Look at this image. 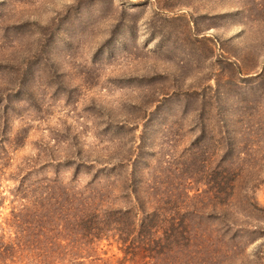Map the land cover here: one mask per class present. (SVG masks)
<instances>
[{
    "label": "rangeland",
    "instance_id": "obj_1",
    "mask_svg": "<svg viewBox=\"0 0 264 264\" xmlns=\"http://www.w3.org/2000/svg\"><path fill=\"white\" fill-rule=\"evenodd\" d=\"M229 141L221 208L243 227L184 232L197 261L264 264V0H0V264H36L35 254L39 264H159L145 254L161 255L164 220L150 248L131 251L81 221L34 218L17 231L6 218L14 186L69 181L74 160L82 187L137 153L140 179L163 190L151 195L167 202L160 213L217 228L205 211ZM105 171L99 184L112 185ZM186 191L204 215L174 209Z\"/></svg>",
    "mask_w": 264,
    "mask_h": 264
},
{
    "label": "trees",
    "instance_id": "obj_2",
    "mask_svg": "<svg viewBox=\"0 0 264 264\" xmlns=\"http://www.w3.org/2000/svg\"><path fill=\"white\" fill-rule=\"evenodd\" d=\"M199 116L203 117V113H200ZM226 143L227 148L220 154L217 160L220 174L217 178L213 205L208 212L205 211L206 217L215 219L217 217L219 219L217 228H208L206 225L199 226L201 223L190 224L189 222H179L174 217H168L165 212L160 213L159 208H164L167 202H164V200L161 202H151V195L153 196L157 192L156 197L161 198L163 195H159V192L163 190L157 191L154 185L148 182L144 184L146 182L145 178L144 180L140 179V176L137 174L138 168H136L137 159L140 160L137 153L135 155L130 153L129 156L118 158L110 167L104 166L103 168H98L91 176V179L82 187L75 184L81 162H75L74 160H71L72 163H75L72 173L73 177L69 181L60 180L57 175L58 173L55 176L45 175L35 180V184L30 188L25 184V177L22 176L18 184L13 188V195L16 197L14 201L16 202L11 206L10 216L6 218H8L11 226H16L15 229L17 231H23L25 223L33 221L34 218L39 219V222L42 223L55 220L81 221L85 223L86 231L99 233L98 235L106 234L115 237L116 241L121 242V247L129 251L135 245L136 247L141 246L144 249L150 248L149 245L154 241L152 233L158 229V226L162 225V221L164 220L168 223L163 228L165 235L163 239L160 237L156 238L162 241H157L163 247L156 251L161 255L145 254L150 261H157L159 264H211L208 260V262L205 260L197 261L194 258L191 252H195L199 248L194 249L192 245L197 244V238L185 234L184 231L196 229L200 235L202 230L204 234L206 231L208 233H212V231L215 233L216 231L218 234L226 235L233 227L232 236H234L243 227L234 219H230L225 210L221 208L229 204V192H227L225 184V173L231 168V160L226 156L227 153L229 154L230 141ZM138 148L137 145L129 146L130 150ZM191 148L192 146L189 147V150ZM69 160L67 159L65 163ZM46 164H48V160L41 164V167ZM58 165H60V162L55 166ZM119 165L127 166L129 170L125 174L120 175V173L116 172V167ZM103 169L107 170L105 171L107 174L114 171V180L105 178L108 180L107 182H112V185L105 182L99 184L101 179L100 174ZM31 190L36 192H33V196L29 197ZM186 195L188 198L186 202H171L174 209L176 207L187 209L191 205L192 212H201L200 215H204L201 206H198L197 202L191 200L195 194H189L186 191ZM149 206L153 207L149 209ZM120 222H126L127 227H115ZM157 223L159 224L157 225ZM200 240L204 242V239L201 237ZM220 245V247H223L222 244ZM164 247L165 249H163ZM30 256L37 259L38 263L36 264L41 263L42 255L35 254Z\"/></svg>",
    "mask_w": 264,
    "mask_h": 264
}]
</instances>
